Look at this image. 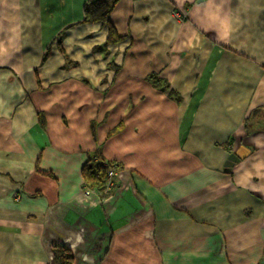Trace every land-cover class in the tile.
Returning <instances> with one entry per match:
<instances>
[{"label": "crops", "instance_id": "crops-1", "mask_svg": "<svg viewBox=\"0 0 264 264\" xmlns=\"http://www.w3.org/2000/svg\"><path fill=\"white\" fill-rule=\"evenodd\" d=\"M87 1L0 0V264H264V0Z\"/></svg>", "mask_w": 264, "mask_h": 264}, {"label": "trees", "instance_id": "trees-1", "mask_svg": "<svg viewBox=\"0 0 264 264\" xmlns=\"http://www.w3.org/2000/svg\"><path fill=\"white\" fill-rule=\"evenodd\" d=\"M115 2L116 0H88L84 5V21L87 23H110L109 15ZM120 39L115 33V29L110 25L107 44L115 43ZM61 51L64 52L63 49ZM47 57L48 54H45L43 62ZM68 63L72 64L70 60ZM153 85L157 89L161 87L157 80L153 82ZM116 165L119 170L122 169L120 164L106 160L100 152L92 154L82 171V188L102 191L108 181L109 170ZM53 252L54 264H72L74 261L72 251L61 243L54 245Z\"/></svg>", "mask_w": 264, "mask_h": 264}, {"label": "rangeland", "instance_id": "rangeland-1", "mask_svg": "<svg viewBox=\"0 0 264 264\" xmlns=\"http://www.w3.org/2000/svg\"><path fill=\"white\" fill-rule=\"evenodd\" d=\"M173 11H175V12H179L180 14H181V17H184V21H178L179 23H183V22H185L186 20H188V18H189V11L188 10H185V9H182V8H180L179 6H174L173 7ZM176 20V19H175ZM177 21V20H176ZM87 189H89V188H83L82 189V193H81V195H82V199L84 200V202H86V203H88V204H91V205H93V204H95V203H97V201L95 200V196H93L90 192H87V191H85V190H87ZM90 190H95V189H90ZM97 193L96 194H98L99 196H97V198H100V202L99 203H97V204H102V203H104V201H105V198H108V197H110L109 195H110V193H111V191H109V192H107V193H105V188L102 190V191H97V190H95ZM89 193V194H88Z\"/></svg>", "mask_w": 264, "mask_h": 264}, {"label": "built area", "instance_id": "built-area-1", "mask_svg": "<svg viewBox=\"0 0 264 264\" xmlns=\"http://www.w3.org/2000/svg\"><path fill=\"white\" fill-rule=\"evenodd\" d=\"M172 16L173 18H175L177 21H184V17H181V14L179 12H175L173 11L172 12ZM120 175V170L118 169L117 165L112 167L109 172H108V181L106 183V186H105V193L109 192L112 190V188L115 187V184H116V178H118ZM87 192H90L93 196H95V200L97 201V203L100 202V198H97V196H99L98 194H96L97 192L95 190H90V189H87L85 190ZM89 194V193H88Z\"/></svg>", "mask_w": 264, "mask_h": 264}]
</instances>
